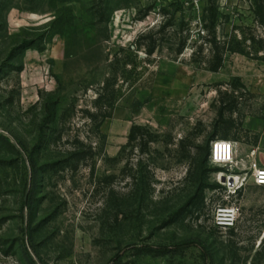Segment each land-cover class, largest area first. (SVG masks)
Segmentation results:
<instances>
[{
  "label": "rangeland",
  "instance_id": "obj_1",
  "mask_svg": "<svg viewBox=\"0 0 264 264\" xmlns=\"http://www.w3.org/2000/svg\"><path fill=\"white\" fill-rule=\"evenodd\" d=\"M260 3L0 0V264H264V185L222 176L248 170L254 148L264 161L246 123L264 121V51L251 39L264 38ZM214 14L218 37L251 52L228 53L218 72L192 61ZM169 22L183 33L163 34L153 55L137 50ZM114 79L121 96L103 120L98 98ZM220 91L231 128L215 125ZM133 124L154 141L126 145ZM227 132L241 160L231 172L208 153ZM203 159V179L221 186L185 208Z\"/></svg>",
  "mask_w": 264,
  "mask_h": 264
},
{
  "label": "trees",
  "instance_id": "obj_2",
  "mask_svg": "<svg viewBox=\"0 0 264 264\" xmlns=\"http://www.w3.org/2000/svg\"><path fill=\"white\" fill-rule=\"evenodd\" d=\"M256 14L258 17V21L264 26V4L261 3L259 4L258 9L256 10ZM217 20H218L217 14H214L213 18L211 19V25L208 24L203 25L201 31L203 32L207 31L206 36L203 37L205 41L200 45V50L195 51L192 56L193 62L206 63L207 68L213 72H218L224 66L226 55L228 53L239 52V53L251 54V52L248 51L245 46H243V42L235 37L231 39H220L217 34V26H216ZM175 26L176 25L174 23L169 22V23H164L162 26H160L159 30H157L156 32L153 29L149 30L147 33L141 36L140 38L141 40L136 41L137 50L141 48H146L147 54L153 55L157 50V47L159 46V42L163 40L162 39L163 34L171 32V30H173ZM169 27L172 28L168 29ZM178 31L183 33V31L181 30ZM178 31L174 30L171 33L177 34ZM143 39L146 40L145 43L142 42ZM251 39L252 42L257 44L258 46V48L255 50L264 51V38H260L257 40L255 37H251ZM187 44H188V37H184L183 35L180 36V40L178 42V48H177V53L179 55L184 52V50L187 47ZM207 48L209 49L210 52V57L208 60H203L202 58L197 57L198 55L202 54L204 49ZM117 85H118V80L114 79V80H108L102 87V92L100 93V96L98 98L97 107L99 110L98 115L99 114L102 115L103 120L105 118H109L113 116L115 103L116 101H118V98L121 96V94H119ZM231 87L237 88L235 85ZM228 97H230L229 93L224 94L222 91L219 92L218 101L220 105L217 111V118L215 121V125L219 127L221 126V128L224 127L231 128L232 123H235L236 121L235 118H233L232 116L226 115V111H225L226 107L224 104L226 102V99H228ZM104 107L106 108L104 109ZM91 116L94 118L96 117V114L91 113ZM242 119L243 117L240 118V121L238 123L241 129H243ZM103 120L101 121L100 125L103 124ZM153 134L154 133L151 131L150 127L139 124H133L129 134V142L126 145H129V143L134 140H140L141 142L154 141V139H152ZM229 136L230 133L227 132L222 138L227 140ZM216 139H218L216 135H213L211 137V142ZM210 148H208V153L210 152ZM32 164H33L34 175H36L37 173L36 164L34 161H32ZM198 169L200 172L198 185L194 193L188 197L184 206L185 208L188 207L195 209L204 208L206 206V198H207L205 192L206 189L208 187L218 188L221 186L219 184L210 185L209 183L205 182V179H203L201 172L202 173L205 172V159H203L202 161H198ZM143 250H145V252L155 255L166 254L173 251V249H170L167 246H153V245H148L144 247Z\"/></svg>",
  "mask_w": 264,
  "mask_h": 264
},
{
  "label": "built area",
  "instance_id": "obj_3",
  "mask_svg": "<svg viewBox=\"0 0 264 264\" xmlns=\"http://www.w3.org/2000/svg\"><path fill=\"white\" fill-rule=\"evenodd\" d=\"M237 148L238 143L236 141L216 139L211 143L210 159L215 165L226 169L227 172H231L232 170L227 167L234 165L233 167L235 168L241 164V160L236 158ZM258 153V148H254L250 151L248 155V170H241V172L235 174L228 173L229 175H227L225 179L231 182V177H229L231 175L234 179L239 177L241 181L245 182L251 177L256 184L264 185V161L257 158ZM243 185L244 183L242 186ZM240 186L237 189H239Z\"/></svg>",
  "mask_w": 264,
  "mask_h": 264
},
{
  "label": "crops",
  "instance_id": "obj_4",
  "mask_svg": "<svg viewBox=\"0 0 264 264\" xmlns=\"http://www.w3.org/2000/svg\"><path fill=\"white\" fill-rule=\"evenodd\" d=\"M246 123L248 126L247 128H251L254 131L261 134V141L259 144V150L262 152L264 150V121L259 119V120H253L250 123H248V121H247Z\"/></svg>",
  "mask_w": 264,
  "mask_h": 264
},
{
  "label": "bare ground",
  "instance_id": "obj_5",
  "mask_svg": "<svg viewBox=\"0 0 264 264\" xmlns=\"http://www.w3.org/2000/svg\"><path fill=\"white\" fill-rule=\"evenodd\" d=\"M222 176L225 178L226 174H222ZM229 177H231V179H232V182H229V184L232 188H235V187L237 188L241 185V181H240L239 177H237L236 179H234V177L231 175Z\"/></svg>",
  "mask_w": 264,
  "mask_h": 264
},
{
  "label": "water",
  "instance_id": "obj_6",
  "mask_svg": "<svg viewBox=\"0 0 264 264\" xmlns=\"http://www.w3.org/2000/svg\"><path fill=\"white\" fill-rule=\"evenodd\" d=\"M231 182H232V179H231Z\"/></svg>",
  "mask_w": 264,
  "mask_h": 264
}]
</instances>
